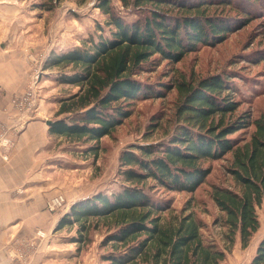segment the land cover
Wrapping results in <instances>:
<instances>
[{
	"label": "trees",
	"instance_id": "obj_1",
	"mask_svg": "<svg viewBox=\"0 0 264 264\" xmlns=\"http://www.w3.org/2000/svg\"><path fill=\"white\" fill-rule=\"evenodd\" d=\"M120 1L136 7L138 17L126 20L115 12L111 0H99L105 28L97 24L95 37L52 54L43 65L59 68L58 80L77 87L59 100L55 115L60 117L50 121L47 131L70 141L97 143L131 114L135 100L163 96L171 88L177 92L175 113L180 122L163 144H130L122 150L120 188L74 201L56 228L76 226L72 241L79 249L90 240V230L104 227L101 244L109 250L101 259L107 264H222L236 237L246 247L259 228L256 206L264 201V113L234 117L239 103L224 74L196 80L180 77L154 87L139 74L154 54L178 62L200 46L219 43L235 25L246 23L253 10L236 0ZM245 1L255 6L260 0ZM225 7L236 14L224 13ZM249 126L253 130L247 140L230 136ZM97 148L94 144L87 150L96 156ZM228 153L226 169L234 186L212 184L210 192L222 213L215 218L224 229L220 247L203 237L205 224L193 211L164 221L169 201L150 190L193 192L210 173L205 162ZM248 264H264V235Z\"/></svg>",
	"mask_w": 264,
	"mask_h": 264
},
{
	"label": "rangeland",
	"instance_id": "obj_2",
	"mask_svg": "<svg viewBox=\"0 0 264 264\" xmlns=\"http://www.w3.org/2000/svg\"><path fill=\"white\" fill-rule=\"evenodd\" d=\"M98 1L0 0V49H7L6 44L11 43L16 56L13 58H17L18 63V82L10 92L9 103L24 120L21 128L34 116L35 123L30 128V135L36 134L38 142H45L36 152L37 172L40 173L35 181L38 187L35 201L45 210L46 217L40 219L41 224L31 233L21 232L9 238L5 243V251L9 256L7 264H107L101 259L102 254L109 250L108 245L101 244L106 232L104 227L90 230V240L78 249V243L72 241L76 235V226L56 228L58 219L68 211L69 207L64 211L67 206L80 198L96 192L109 195L118 190L121 183L119 156L122 150L130 144H163L180 122L175 113L177 92L171 88L164 91L163 96L152 95L135 100L131 105V114L111 135L101 137L97 143L70 141L63 136L48 133L49 124L46 120L60 117L55 115L59 100L76 91L77 87L58 80L59 68H43V65L52 54L81 45V40L90 35L95 37L98 34L97 24L105 28L106 15L97 7ZM236 2L253 10L246 23L235 25L219 43L200 46L178 62H169L154 54L145 63L139 78L154 87L176 81L180 77L196 80L210 74H224L228 84L233 86V98L239 103L233 113L234 117L243 112L251 118L264 113V0L256 2L255 6L245 0ZM111 4L115 12L126 20L139 15L136 7L123 6L120 0H111ZM230 9L225 7L223 12L234 16L236 12ZM19 10L26 11L23 14L26 19H12L10 29H7L9 25L5 24L8 21L6 16V20L2 19V14L11 13L14 18L21 16ZM26 26L29 29L23 30ZM17 29L18 34L14 35ZM31 84L34 93L22 115L14 100L20 98ZM3 93L0 90V99ZM252 130L253 126H249L230 136L241 142L249 138ZM18 133L9 134L14 142ZM20 142L27 140L23 138ZM94 144L98 145L96 156L87 150L89 145ZM229 161L228 153L221 159L205 162L210 167V173L193 192L166 191L160 187L150 190L155 196L169 201V210L162 214L163 220L193 211L205 224L201 229L203 237L223 247L224 229L215 223V218L222 213L212 201L210 192L212 184L233 188V180L226 169ZM22 190L23 186H19L15 194H21ZM56 194L63 195L65 204L49 210L47 202ZM39 212L35 211L36 216ZM19 214V219H22L24 211L20 210ZM256 214L259 228L249 244L241 247L236 237L234 244L226 251L222 264L249 263L256 244L264 235V201L256 206Z\"/></svg>",
	"mask_w": 264,
	"mask_h": 264
},
{
	"label": "crops",
	"instance_id": "obj_3",
	"mask_svg": "<svg viewBox=\"0 0 264 264\" xmlns=\"http://www.w3.org/2000/svg\"><path fill=\"white\" fill-rule=\"evenodd\" d=\"M25 12L19 10L21 16H14V18L11 13L2 14L3 20H6L4 16L7 18L8 22L5 24L9 25L7 29H10L12 19L13 21L26 19L23 15ZM28 27L26 26L23 30L29 29ZM18 31L17 29L14 35H17ZM11 46V43H8L6 44L7 49H0V90L4 91L0 99V122L7 127H15L21 120L19 113L14 111L9 103L10 92L15 89L18 82L16 67L18 63H16L17 58H13L16 56ZM34 119L32 116L31 119L25 120L23 128L18 127L19 133L14 137V146L8 150V159L3 160L0 156V264L9 262V256L5 251V243L9 238L21 232L31 233L36 226L41 224L40 219L46 217L45 210L35 201L38 188L35 181L40 173L37 172L36 152L43 147L45 142H38L36 134L30 135V128L35 123ZM23 138L27 142H20ZM19 186H23V192L15 194ZM20 210L24 211L22 219H19ZM35 211H40L38 216Z\"/></svg>",
	"mask_w": 264,
	"mask_h": 264
},
{
	"label": "built area",
	"instance_id": "obj_4",
	"mask_svg": "<svg viewBox=\"0 0 264 264\" xmlns=\"http://www.w3.org/2000/svg\"><path fill=\"white\" fill-rule=\"evenodd\" d=\"M34 93V87L33 84H31L28 89L23 93V95L20 98H17L14 100L15 106L19 107V112L23 115L25 114L27 110V105L29 104V98L33 96ZM23 121L20 120L19 124H17L15 127H5L2 123H0V156L3 160L8 159V150L13 147L14 140L12 136H9V134L14 133L16 130H18V127L22 126ZM65 204V199L62 194H56L49 198L47 202V208L49 210H55L56 208L63 206Z\"/></svg>",
	"mask_w": 264,
	"mask_h": 264
},
{
	"label": "water",
	"instance_id": "obj_5",
	"mask_svg": "<svg viewBox=\"0 0 264 264\" xmlns=\"http://www.w3.org/2000/svg\"><path fill=\"white\" fill-rule=\"evenodd\" d=\"M1 46L3 47V43L1 44ZM51 120H46V123L49 124Z\"/></svg>",
	"mask_w": 264,
	"mask_h": 264
}]
</instances>
